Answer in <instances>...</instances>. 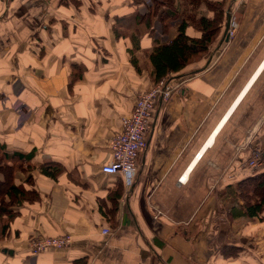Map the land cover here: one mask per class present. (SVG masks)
Here are the masks:
<instances>
[{
	"label": "crops",
	"instance_id": "obj_1",
	"mask_svg": "<svg viewBox=\"0 0 264 264\" xmlns=\"http://www.w3.org/2000/svg\"><path fill=\"white\" fill-rule=\"evenodd\" d=\"M224 3L227 39L168 74L126 183L100 165L178 21L160 34L149 0H0V150L26 154L13 182L38 194L0 214V264H264V220L233 216L244 173L226 170L236 144L264 149V0ZM51 160L52 177L38 169ZM61 233L68 244L28 251Z\"/></svg>",
	"mask_w": 264,
	"mask_h": 264
},
{
	"label": "trees",
	"instance_id": "obj_2",
	"mask_svg": "<svg viewBox=\"0 0 264 264\" xmlns=\"http://www.w3.org/2000/svg\"><path fill=\"white\" fill-rule=\"evenodd\" d=\"M223 3L224 0H152L145 15L155 18L163 32L166 30L168 20H178V31L175 35L167 41L161 40L160 44L147 53L154 80L168 72L177 71L190 60L199 58L206 52L221 30L225 6ZM208 11L211 12L209 15ZM189 25L199 29V35H187L185 28ZM128 53L130 62L133 63L135 57L131 52ZM25 157L26 154L17 151L6 153L0 150V171L3 176L0 178V214L4 213L7 218L16 213L11 205L33 201L38 196L32 187H23L22 184L13 182L10 167H21ZM55 162L54 160L42 162L38 169L45 175L55 176L59 169ZM24 175L23 180L31 184L30 173L26 172ZM234 190L236 197L239 198V204L236 209L232 208L233 216L246 215L264 220V166L251 173H244L236 181ZM225 246H221L220 253L232 249Z\"/></svg>",
	"mask_w": 264,
	"mask_h": 264
},
{
	"label": "built area",
	"instance_id": "obj_3",
	"mask_svg": "<svg viewBox=\"0 0 264 264\" xmlns=\"http://www.w3.org/2000/svg\"><path fill=\"white\" fill-rule=\"evenodd\" d=\"M169 73L154 80L146 89L139 91L132 108L121 115L119 130L114 132L108 141L110 159L100 165L101 172L119 173L126 183L132 179L135 174L137 151L146 146L145 133L154 101L156 98L165 99L172 88L166 79ZM199 154L200 150L196 151L194 158H197ZM232 154L226 166L227 171L238 169L243 173H251L264 166L261 149L253 143L249 144L248 141L236 144ZM178 178L180 180L184 178V175L180 174ZM102 230L108 231L106 228ZM69 239V233L31 236L26 246L31 254H36L43 249L64 246L68 244Z\"/></svg>",
	"mask_w": 264,
	"mask_h": 264
},
{
	"label": "water",
	"instance_id": "obj_4",
	"mask_svg": "<svg viewBox=\"0 0 264 264\" xmlns=\"http://www.w3.org/2000/svg\"><path fill=\"white\" fill-rule=\"evenodd\" d=\"M224 12H225V14H224V21H223V26L224 27L222 29V32H221L219 38H218V40H219L218 42H220L221 39H224V40L227 39L228 34H229V26H228V24H229V11L225 10ZM209 55H210V52H209L208 56ZM261 153H262V155L264 157V149L261 151Z\"/></svg>",
	"mask_w": 264,
	"mask_h": 264
},
{
	"label": "rangeland",
	"instance_id": "obj_5",
	"mask_svg": "<svg viewBox=\"0 0 264 264\" xmlns=\"http://www.w3.org/2000/svg\"><path fill=\"white\" fill-rule=\"evenodd\" d=\"M149 1H150V4H152V0H149ZM150 4H149V5H150ZM223 5H225V3H223ZM175 20L178 21L177 19H175ZM169 21H170V20H168L167 23H169ZM223 21H224V19L222 20V24H221L222 27H221V30H220V34H221L222 29H223V27H224V26H223ZM156 22L159 23L155 18L152 17V18H151V23H152V25L157 26V23H156ZM170 22H171V21H170ZM169 24H170V23H169ZM158 27L160 28V34H161V33L163 32V28H161L160 25H159ZM219 36H220V35H219Z\"/></svg>",
	"mask_w": 264,
	"mask_h": 264
}]
</instances>
